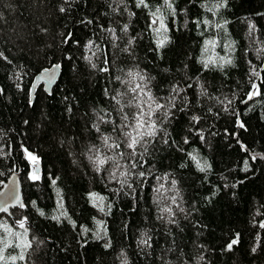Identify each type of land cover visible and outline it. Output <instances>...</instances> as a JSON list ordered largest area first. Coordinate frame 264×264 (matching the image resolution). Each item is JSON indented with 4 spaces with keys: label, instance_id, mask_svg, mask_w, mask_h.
Wrapping results in <instances>:
<instances>
[{
    "label": "trees",
    "instance_id": "trees-1",
    "mask_svg": "<svg viewBox=\"0 0 264 264\" xmlns=\"http://www.w3.org/2000/svg\"><path fill=\"white\" fill-rule=\"evenodd\" d=\"M145 3L0 0V186L20 170L24 205L0 214V238L31 244L15 264H264V0H171L175 15L165 0ZM157 9L166 33L151 26ZM209 57L232 64L204 68ZM56 63L51 93L40 84L30 101L34 76ZM130 70L170 112L135 157L103 143L120 142L114 128L138 111L121 82ZM97 155L136 163L132 187L113 180L114 163L97 171Z\"/></svg>",
    "mask_w": 264,
    "mask_h": 264
},
{
    "label": "snow or ice",
    "instance_id": "snow-or-ice-1",
    "mask_svg": "<svg viewBox=\"0 0 264 264\" xmlns=\"http://www.w3.org/2000/svg\"><path fill=\"white\" fill-rule=\"evenodd\" d=\"M165 4L167 5V8L172 10V15H175L174 10L172 9V3L171 0H165ZM136 6L138 8L144 7L147 8L149 7L147 3H145V0H136ZM223 6V5H220ZM61 12L65 11L64 8L60 9ZM160 12V9H157L156 12L151 13L152 15V20H151V26L153 27V30L157 33L160 34L161 32L166 33L168 29V25L165 23L166 17L163 15H158ZM197 23H201V21H197ZM203 23L207 24V21H203ZM158 25V27L156 26ZM217 28H222V25H216ZM128 29V25H124V31L126 32ZM167 37L165 36L164 39L157 40V47L158 48H163L165 44L167 43ZM132 43V40H129V44ZM217 41L211 40V41H206L205 42V53L208 51V46L211 45L213 48L216 47ZM91 45V41L89 42ZM227 47L231 48V45H228ZM127 50V49H126ZM219 60H222L223 63H218L217 59H213L209 57L208 59H202L200 62L203 64L204 68H209V67H219L223 68L226 64L230 65L232 64V60L230 58L224 59L223 57L218 58ZM107 63V61H105ZM103 71H108V68L105 67ZM252 75L257 76L259 78L260 74L258 71H256L255 68H253ZM46 76L48 77V82L50 83L52 79H54V73H46ZM127 76L130 78L129 80L121 81L122 83L125 84H132L133 86L129 88V91L134 94V97H141V100L137 102L136 107L138 111L135 113L134 117H130L127 113L124 114V120L127 121V123L122 124L118 128H114V131L117 133L119 137H122L120 142H115L112 141L110 137H103V143L106 147L110 149H120L122 144L126 146L128 149H130L129 155L131 157H135L137 155L136 148L138 145H142L145 142V139L147 137H155L161 129L159 128L158 124L160 121H158L155 117H157L158 114L163 112V118L167 119L168 116L170 115V112L167 111L169 105L167 104H161L156 101V99L151 95L150 90H147V80L146 78L141 75L139 72H134V71H128ZM119 80L120 78L117 77ZM139 81V82H137ZM252 88L257 91H253L252 93L249 94V99L252 98V96L258 94V86L253 83ZM177 95L180 94V89L176 88L173 90ZM143 97H147V110L145 109V102L143 101ZM113 99H116L113 97ZM120 101L117 100V104H119ZM229 103H231L229 101ZM174 107V105H171ZM121 112H123V107L121 108ZM192 119L198 120L199 117L193 116ZM101 123H107V121L103 120V117L100 118ZM243 124H240V127H243ZM99 127H97V131L99 132ZM167 142V141H166ZM185 143H187V140H185ZM27 151V149H25ZM92 151V149H90ZM29 156L33 162L36 161L35 156H31L29 153ZM120 158H124V153H120ZM255 158V157H253ZM91 159V157H90ZM195 159V157H193ZM114 163L116 170L113 171L112 173V178L113 180H116L120 183L121 188H123L125 185L128 188H131L132 185L128 183V177L132 175L128 168L135 169L137 167L136 163H131L130 165H122L120 164L115 156H107L104 158H101L99 155L95 157L93 160V163L97 166V171H99L104 165L109 164V163ZM206 165L204 167H201V171L206 170ZM124 169V170H121ZM139 175L141 177L144 176L143 172H140ZM31 179L37 180L39 179V176L33 172ZM172 184L175 185V181H172ZM160 188H163V185L160 186ZM159 192L160 189H157ZM100 200L102 201L103 198L101 197ZM172 204H176V196L171 197ZM19 207H24V205L21 203L19 204ZM109 211L111 209V206H108ZM103 210V208H101ZM0 211L7 212L8 207L0 208ZM183 211V209H181ZM162 212L166 213L170 218L174 216V212L171 206H166L165 208L162 209ZM58 219V218H56ZM169 222H173L171 219ZM19 227L24 230V234L27 233V228H25V220H19L18 221ZM262 228H264V224L260 225ZM6 232L9 234H12V231L10 228L5 229ZM238 241L237 240H232L231 243L228 245L229 249L235 245ZM0 243L3 244V247H0V264H9V260L11 261V264H15V261L17 259L23 260L24 257V251H26L30 246V242H25L23 245H17L14 244L12 241H7L4 242L2 238H0ZM142 244L145 246H150L149 240H143L141 241ZM15 247H22L21 253L17 255H10L6 257L4 255L5 250L8 248H15Z\"/></svg>",
    "mask_w": 264,
    "mask_h": 264
},
{
    "label": "water",
    "instance_id": "water-1",
    "mask_svg": "<svg viewBox=\"0 0 264 264\" xmlns=\"http://www.w3.org/2000/svg\"><path fill=\"white\" fill-rule=\"evenodd\" d=\"M60 72L61 63H56L50 67L41 69L34 76L30 85V101H33L35 90L40 84L43 85V88L47 93H51L54 84L59 78ZM46 73H54V79H52L50 83L48 82ZM35 171H38V167L35 168ZM21 203L23 204L21 172L20 170H13L0 186V208L8 207L7 212L0 211V214H10L11 208Z\"/></svg>",
    "mask_w": 264,
    "mask_h": 264
},
{
    "label": "rangeland",
    "instance_id": "rangeland-1",
    "mask_svg": "<svg viewBox=\"0 0 264 264\" xmlns=\"http://www.w3.org/2000/svg\"><path fill=\"white\" fill-rule=\"evenodd\" d=\"M32 161V160H31Z\"/></svg>",
    "mask_w": 264,
    "mask_h": 264
}]
</instances>
